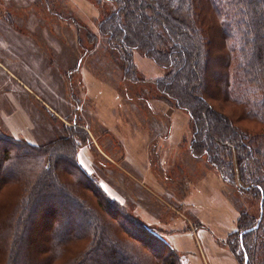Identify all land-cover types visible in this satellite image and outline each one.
<instances>
[{"label":"trees","instance_id":"16d2710c","mask_svg":"<svg viewBox=\"0 0 264 264\" xmlns=\"http://www.w3.org/2000/svg\"><path fill=\"white\" fill-rule=\"evenodd\" d=\"M98 1L110 7L90 40L106 39L132 83L135 51L165 71L155 85L188 113L192 154L258 199V217L241 214L224 246L238 264H264V0ZM79 129L43 147L0 129V264H184L82 168Z\"/></svg>","mask_w":264,"mask_h":264},{"label":"rangeland","instance_id":"374dc122","mask_svg":"<svg viewBox=\"0 0 264 264\" xmlns=\"http://www.w3.org/2000/svg\"><path fill=\"white\" fill-rule=\"evenodd\" d=\"M23 2L24 0H0V6L4 7L0 8V28L9 30L15 26L22 30L24 21L18 19L25 20L29 16L37 18L47 25L50 34L62 35L65 48L74 49L77 54L75 88L69 89L70 94L64 101L53 97L54 95L47 99L49 103L54 104L53 107H48L55 108L60 113L63 109L64 112L60 116L62 120L69 119L66 122L68 125L57 118V124L54 126L58 135L53 133L51 124L47 122L50 117L46 115V109L41 107L43 97L38 93L37 96L42 101L39 102L36 97L35 101L38 103L40 116L26 111L35 123V129L31 133L38 135L35 138L37 147L47 146L63 138L66 134L63 124L67 126L64 129L75 130V127H80L88 134L90 143L78 150L77 160L110 199L125 207L130 215L143 225L159 232L172 247L167 229L170 225L178 227L173 234L180 242L177 248H173L183 258L184 264H211V256H214L218 263L229 264L223 253L231 254L224 242L237 230L241 214L258 217L260 204L251 194H244L236 183L225 180L222 173L210 165L206 158H198L192 154V122L188 113L177 108L175 103L165 96L162 97L155 85L156 81L165 75V71L144 56L143 52L135 51L133 61L129 64V69L136 71L133 79L136 82L132 83L121 72L118 56L109 51L106 39L100 36L97 45L96 41L90 40L88 34H97L98 23L103 21V13L110 7L105 2L31 0L30 8ZM0 73H3L0 74L1 108V104L9 95L8 90H13V83H5L6 73L3 70ZM19 76L29 78L33 89L38 85L37 75L35 80L31 74ZM7 77L12 80L11 75L7 74ZM52 89L47 93L51 95L57 90L54 87ZM23 98L27 103L26 97ZM27 107L25 106V109ZM31 108L34 109L32 105ZM50 112L48 114H51ZM173 117L174 124L176 123L175 134L170 139L167 138L168 141L162 137L158 139V149L163 154L157 149V153L150 155L149 147L154 140L151 137L152 131L155 132L158 126L160 129L164 128L162 123ZM74 118L77 123L75 127L72 124ZM85 126L90 128L96 142L105 149L97 148L95 151L92 147L94 152L90 149L93 145L92 136ZM0 129L8 134L6 124L1 119ZM182 133L180 144L185 145L186 150H180L185 148L184 146L177 147ZM8 135L28 143L24 138ZM172 140H176L175 155H172L169 146ZM108 158L114 161L111 167ZM166 162H169V165ZM160 167H165L167 171L164 172ZM120 168L125 169L124 175L129 177L123 179L124 184H119L113 179ZM165 184L168 188L164 187ZM160 188L165 190L160 191ZM159 196L162 200H159ZM40 212L39 218L44 214L41 210ZM47 229L46 221H42L38 227L30 229L29 238L35 242ZM202 232L206 237L212 238L208 243L216 250L207 251ZM54 253L59 262L63 256L62 252Z\"/></svg>","mask_w":264,"mask_h":264},{"label":"crops","instance_id":"0c3cea01","mask_svg":"<svg viewBox=\"0 0 264 264\" xmlns=\"http://www.w3.org/2000/svg\"><path fill=\"white\" fill-rule=\"evenodd\" d=\"M25 5H27V8L31 7V0H24ZM16 6V4H14ZM22 8H26L21 6ZM0 8H4L1 7ZM25 10V9H22ZM17 19V18H16ZM21 21H24V28L18 29L15 26H13L11 29L7 30L4 28H0V71L3 70L6 75L5 77V83L8 81L12 82L13 84V90H8L7 94L8 97L6 98V101H4L1 104L0 108V119L4 121L6 124V132L13 137L16 138H24L28 141L31 145H38L36 142V137L38 135H33L34 129H35V123L29 118L26 111H32L34 114H39V110L37 107L36 99L42 101L40 97H43L44 102L43 108L46 109V115H49V121H47L49 124H51V129L53 130V133L58 135L57 128L54 126L56 125L57 118L61 119V113H63V109L60 110L61 113L56 110L55 108H50L52 105L47 101L51 96L59 98V100L64 101V98H68V95L70 94L69 89L75 88V58H77V54H75L74 49H67L64 46L63 43V36L55 35L53 33L50 34L49 29L47 28V25L43 23L42 20H38L37 18L29 16L27 19H18ZM44 24V25H43ZM79 63L82 65V62L79 61ZM80 65V66H81ZM3 75V73H0ZM8 75H11V79L7 77ZM34 75L32 78L38 79L35 86V89H33L34 86H32L29 83V78H23L19 75ZM35 80V79H34ZM47 80V81H45ZM31 81V80H30ZM38 87V88H37ZM56 88L57 95L55 93L48 94L47 92L49 90H53L52 88ZM35 92H34V91ZM18 94V96H17ZM26 97V100H24L23 97ZM36 97V99H35ZM33 98V99H32ZM24 102V103H23ZM31 105L33 106L34 110L31 108ZM45 105V107H44ZM25 106H28L25 109ZM50 106V107H48ZM53 107V106H52ZM52 111V113L49 111ZM51 114H48V113ZM60 113V114H59ZM54 114V116L52 115ZM55 117V118H54ZM174 117L172 119H169L166 122H163L162 125H164V128L160 129L158 126L157 130L155 132L152 131L151 137L154 138V140L151 141L152 145L149 147V154L153 155V153H157L158 149V139L162 137L164 140L167 138L170 139L172 135L175 134V126L174 124ZM58 121V120H57ZM65 124L67 121L62 120ZM189 123V121H188ZM63 124V131H65V127L68 124ZM73 126L75 127L77 123H75V118L72 121ZM47 126V125H45ZM103 126V125H102ZM106 126V125H105ZM71 127V126H70ZM87 130H90L89 127L85 126ZM104 129L106 127L103 126ZM46 130V129H45ZM47 132V130H46ZM178 132H180L178 130ZM91 130L89 134L92 136L93 145L90 146L91 150H95L97 148L105 149L101 145H99L96 142V137L91 134ZM143 136V133H142ZM182 136L179 137L178 140V146L185 148H181L186 150L185 145H181ZM186 136V135H185ZM168 141V140H166ZM171 145H169L172 149V155H175L177 153L176 148V140H172L169 142ZM108 145V144H107ZM93 147V149H92ZM122 149V147H121ZM93 150V152H94ZM159 151V149H158ZM108 153V152H107ZM160 154H163L162 151H159ZM104 156V153L102 154ZM122 155V151H121ZM120 155V156H121ZM109 159V166L111 167L113 164V160ZM113 161V162H112ZM111 162V163H110ZM167 165H169V162H166ZM164 172H166V168L160 167ZM125 169L120 168V170L117 171V174L114 176L115 182H118L119 184H124L123 179L125 180L129 177L124 175ZM126 171V170H125ZM155 173H158V171L154 170ZM114 182V181H113ZM114 182V184H115ZM165 183V182H164ZM118 185V184H116ZM166 185V184H165ZM161 186V184H160ZM164 186V185H163ZM167 187L168 186H164ZM152 191L153 187H151ZM160 188V191H164ZM156 193V192H154ZM159 200H162V197L159 196ZM178 227H172L170 225L168 232H169V241L172 243L173 247H178V239L175 238V235L173 233L176 232ZM203 237V241L205 246L207 247V251H214L216 250L213 245L208 243V241H211V237H206L205 233H201ZM227 248V247H226ZM228 249V248H227ZM230 253V251H229ZM225 254V258L227 259L229 264H238L235 258L228 253ZM211 264H221L215 261V257L211 256L210 258ZM216 262V263H215ZM231 262V263H230Z\"/></svg>","mask_w":264,"mask_h":264}]
</instances>
